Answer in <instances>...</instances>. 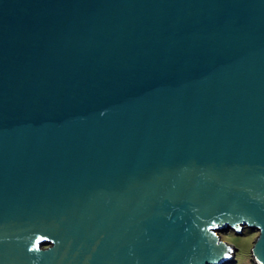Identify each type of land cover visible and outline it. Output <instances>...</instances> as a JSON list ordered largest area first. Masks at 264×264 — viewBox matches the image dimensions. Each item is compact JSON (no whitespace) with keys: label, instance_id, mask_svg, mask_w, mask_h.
Listing matches in <instances>:
<instances>
[{"label":"water","instance_id":"95a60500","mask_svg":"<svg viewBox=\"0 0 264 264\" xmlns=\"http://www.w3.org/2000/svg\"><path fill=\"white\" fill-rule=\"evenodd\" d=\"M264 264V0H0V264Z\"/></svg>","mask_w":264,"mask_h":264},{"label":"rangeland","instance_id":"374dc122","mask_svg":"<svg viewBox=\"0 0 264 264\" xmlns=\"http://www.w3.org/2000/svg\"><path fill=\"white\" fill-rule=\"evenodd\" d=\"M221 238L238 247L236 252L237 261L232 264H254L251 259V246L258 231L244 227L242 233H236L233 229L219 231Z\"/></svg>","mask_w":264,"mask_h":264}]
</instances>
